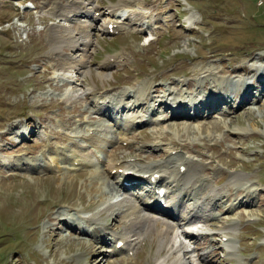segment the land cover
Wrapping results in <instances>:
<instances>
[{"label": "rangeland", "instance_id": "1", "mask_svg": "<svg viewBox=\"0 0 264 264\" xmlns=\"http://www.w3.org/2000/svg\"><path fill=\"white\" fill-rule=\"evenodd\" d=\"M31 1L36 9L26 8V0H0V264H152L157 241L152 244L153 235L148 233L135 240L133 254L126 258L112 252L96 254L93 247L104 246L94 233V243L79 233L86 227L89 234L94 219L126 233L125 222L114 217L120 202L111 178L115 170L107 179L97 176L91 166L67 170L62 157L57 160L64 162L60 168L50 170L53 155L47 156L49 166L36 161L57 149L67 155L81 151L72 153L77 158L72 166L80 159L96 165V157L108 161L111 154L117 164L126 161V165H149L173 153L199 161V174L213 189L209 195L208 187L204 196L215 205L199 232L205 233L196 246L202 252L190 251L192 262L264 264V84L256 82L258 77L264 82V0H133L134 16L154 15L155 27L150 29L151 24L146 34L136 28L110 35L102 31L106 24L98 21L99 29L90 32L95 43L89 52L90 73L84 78L72 69L55 70L57 54L47 40L50 27L63 32L64 26L51 8L67 1ZM118 2L94 0L100 12L95 17L105 13L106 20H121L123 14L110 13ZM150 34L154 40L147 44L142 38ZM81 49L64 48L76 59L83 57ZM107 60L111 67L101 69ZM222 83L228 85L219 89ZM243 86L248 89L241 97ZM93 90L96 97L117 96L125 90L135 91L137 98L142 94L154 98L160 92L159 97L167 99L172 94L170 99L176 98L171 102H179L182 109L176 112L168 106L174 117L155 125V117L169 114L154 107L157 116L150 125L139 127L138 134V129L131 131L134 136L122 144L114 128L122 132L109 121V110L95 113L93 102L98 99L92 98ZM180 94L205 100L192 110L196 111L191 120L182 111L187 104L191 110L195 101H177ZM143 100L138 104L144 105ZM118 102L114 108L122 105ZM145 113L138 118L149 121ZM131 114L122 113L118 121L123 124ZM94 134L108 140L103 148L109 154H89ZM106 163L98 166L100 173L107 169ZM233 177L247 184L232 182ZM174 185L169 178L164 186ZM247 185L251 188L242 191ZM71 219L84 221L77 225ZM228 239L231 250L221 246ZM189 242L183 240L185 245ZM202 254L208 259L199 262Z\"/></svg>", "mask_w": 264, "mask_h": 264}, {"label": "bare ground", "instance_id": "2", "mask_svg": "<svg viewBox=\"0 0 264 264\" xmlns=\"http://www.w3.org/2000/svg\"><path fill=\"white\" fill-rule=\"evenodd\" d=\"M66 1V4L58 1L51 8L53 11L52 15L57 16L60 20H62L64 25L62 27L63 32L56 30L54 27H50L48 29L49 35L47 37V40L51 42V52L57 54L58 58V60H54L55 64L53 66H55L56 71H66L72 69L76 71L81 78H84V75L86 73H90L88 68V58L89 52L91 51L95 43L93 41V38L91 37L90 32L99 29L96 28L97 26H95L97 19L94 18L95 12H98V5L94 3V0ZM134 3L135 1L133 2V0H119L117 5L110 7V13L115 12L114 14L119 13L120 15L122 14V12H130L131 10H133ZM131 5L132 8L130 7ZM147 14L148 13H143L138 16L140 17L139 22L143 23V25H138L141 23L127 24L108 18L106 20L107 16H105L104 13L101 21L106 24V27L102 31L110 34V25L114 26L113 31H129V29L136 31V27L146 30L150 27L151 24H155L156 21L154 15L152 17H148ZM81 18H87L88 20H82ZM134 25L135 28H133ZM152 39H154L153 36ZM79 47H82L81 50L83 51V57L79 59L71 57L64 50V48H67L69 49V51H74ZM111 64L112 61L107 60V62H105L103 66H101V69L107 70L111 67ZM227 85L228 84L222 83L220 84L219 89H221V87H226ZM246 88L248 89V87ZM91 94H93L92 98H96L98 100L100 99L99 97H96L94 90L91 91ZM170 96H172V94L168 95L167 101L170 99ZM223 97L224 95L222 96V98H218V100L224 99ZM175 98L176 97H174L173 99ZM173 99H170V101H172ZM227 99L228 98L226 96L225 101ZM104 102L106 103V101ZM118 103V101L112 103V109H115L116 107L114 108V104ZM200 103L206 104L203 98L201 99V101H195L191 105V111L196 109L197 104ZM170 105H172L171 109L176 112H179V110L182 109L179 102H171ZM106 110H109V107ZM154 111L155 110H152V113H154ZM137 118L138 117L135 116L133 117L134 123L137 122ZM109 119L112 122L113 127H117V129L120 131L122 130L120 125L121 121L119 122L117 120V115H110ZM124 127H126V125ZM93 138L97 141H94ZM90 139L92 147H94V149H96L97 151H101V153L103 154H109L103 148L104 143H109L107 139H99L95 134L90 137ZM87 156L89 158L91 157L89 154H87ZM61 157L64 158L66 162L77 160L74 155H72V157H69L62 152H56L55 157L52 161H54V163L58 165L57 160ZM88 160V162H83L80 159L79 165L84 167H95L94 172L97 173V176L103 174L107 177V179L110 178L111 171L115 170L119 172V170L124 169L123 174L120 175L123 186L126 183L133 184L134 182L138 181H145L148 184L150 178L154 174L158 173L161 174L162 178L158 183H155L156 189L165 188V182L169 178L172 179V181L175 183V185L172 186V189L165 188L167 189L165 198L167 201H171L170 203H168V208L166 210H163L164 208L159 203V197L157 196L155 190L152 193L153 200L151 202L148 200V194L143 190L137 193L130 191V189L126 191L125 197L117 205V212L114 213V217L120 218L125 222L126 233L114 232L113 230H110L106 227L107 224L96 223L94 219L91 222V226H89L92 231L91 233H94V237H96V242L98 244H101L102 246L106 245V247L104 246V248L99 245H95L93 248L96 254L112 252L113 254L127 255L129 252L135 249V240L139 239L140 241L141 237L148 233L153 235L152 244H154V240L157 241V243H155L157 246L154 247L153 245V248H156V252L154 251L155 254L154 258L152 259V264H194L191 260L190 254V251L192 249L189 248L188 245H185V243H183L178 236L174 235V232L172 230H174L175 227H178L182 229V237L189 240H194L196 238L195 233L198 232V230L195 229H200L199 227H197L198 225H200V227L203 226L202 222L205 221L204 217H207V215L210 214L213 205H215V202H213V200L209 201L204 197L205 193H207L208 187H210V191H208L209 195L213 193V189H211L210 182H206L205 179L200 176L199 167L202 169V166L199 161L173 153L169 158L159 162L150 163L149 165H126V161H122L121 164H117L119 163L117 162L118 160H116L111 154L108 161H106L105 159L102 161V166L107 162V169H103V173H100L98 171L97 164L91 165L92 160ZM45 164L49 166L48 162H45ZM181 166L186 167V171L184 173L179 172ZM176 168L177 172L175 171ZM127 172H133V174L127 175ZM148 174H150L149 178L146 177V175ZM97 176L95 175L96 178ZM106 177H104L103 179H106ZM116 178H119V175ZM232 179V182L242 185L247 184V182H243L239 177H233ZM196 184H200V186H196ZM136 186H138V184L134 185L133 187ZM248 187L251 188V186L247 185L242 188V191L248 190ZM238 188H236V190H239ZM101 194L103 195V192H101ZM100 203H105V200L100 199ZM113 207L114 206L110 205L108 206L107 210L111 211ZM161 212H163L164 214L162 215ZM71 220L73 222L77 221V225L82 224V221H84L83 219H81V221L79 219ZM159 220H162V222H159ZM127 235L133 236L135 238L129 240ZM109 240L111 241L110 243H108ZM120 242L124 243V247L117 248V245ZM221 246L226 248L227 250H231V248L233 247L231 244V240L229 239L226 240V242L222 241ZM207 259L208 256L202 254L199 256L198 261L201 262Z\"/></svg>", "mask_w": 264, "mask_h": 264}]
</instances>
